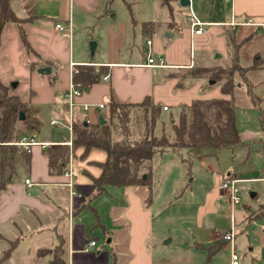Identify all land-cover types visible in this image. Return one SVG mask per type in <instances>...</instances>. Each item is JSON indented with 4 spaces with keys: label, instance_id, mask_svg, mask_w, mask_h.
I'll return each instance as SVG.
<instances>
[{
    "label": "crops",
    "instance_id": "obj_1",
    "mask_svg": "<svg viewBox=\"0 0 264 264\" xmlns=\"http://www.w3.org/2000/svg\"><path fill=\"white\" fill-rule=\"evenodd\" d=\"M174 1L154 0L156 7L138 19L132 9L118 18L116 0H11L13 12L23 23H8L3 29L0 82L10 89L11 95L28 104L34 129L27 131L20 124V138L12 144L17 162L13 176L0 193V264H156L153 204L145 208L143 192L132 186H109L105 194L93 199V179L101 176L99 164L106 161L107 154L92 150L84 157V148L73 149V130L69 128L64 95L75 84L73 78L78 69L92 67L100 80L87 88L79 86L81 95L75 99L74 124L96 125L101 119L109 124L112 98L120 104H139L150 98L163 109L155 129V135L161 137L167 132L164 114L171 108L177 110L175 116L169 117L172 128L182 107L197 100L230 99L220 84L208 78H191L188 71L230 67L234 58L231 35L239 45L242 66L249 67L255 60L260 64L247 76L264 110V33L254 27L230 25L245 19L263 21L264 0H192L193 12L205 24L201 35L192 32L191 11L181 5V0L182 13L175 16L171 7ZM58 24L63 29H58ZM22 31L31 52L25 47ZM142 38H146L149 51L140 56L136 43ZM147 41L152 42L151 46ZM90 42H94L93 50L88 47ZM250 47L255 50L249 52ZM149 57L162 59L165 67L147 66ZM45 68L50 72H40ZM106 76L108 79L104 80ZM247 87L245 84L248 97ZM251 105L254 107L252 101ZM86 106L91 107L88 112ZM240 136L243 143H253L255 148L257 142H264V132L253 134L260 136L255 142L252 137ZM32 137L39 144L30 148L31 165L26 169V149L20 143ZM53 146L68 147L70 151L61 174L50 171L47 151ZM240 149L244 158V148ZM169 151L173 150L160 154ZM1 157L2 149L0 160ZM242 166L251 168L244 162ZM69 169L75 173L72 187L66 176ZM238 173L247 172H235ZM244 177V181L255 180ZM223 196L218 185L206 192L198 212L200 231H205L204 218L217 212V203ZM96 228L102 230L103 239L111 240L109 249L91 238L94 233L100 236ZM194 238L197 249L208 253L209 262L228 245L216 231L210 241ZM92 242L96 243L94 247H90ZM260 253L264 258V243ZM250 259L255 264L254 256Z\"/></svg>",
    "mask_w": 264,
    "mask_h": 264
},
{
    "label": "trees",
    "instance_id": "obj_2",
    "mask_svg": "<svg viewBox=\"0 0 264 264\" xmlns=\"http://www.w3.org/2000/svg\"><path fill=\"white\" fill-rule=\"evenodd\" d=\"M15 23L19 26L23 21L12 10L11 0H0V45L1 35L6 24ZM23 42L29 52L31 47L25 32L22 31ZM233 44V63L227 68H194L188 71L191 78H208L214 84H220L223 94L230 99L197 100L190 106L182 107L179 119L172 123L174 141L163 132L161 137L155 135V129L163 112L162 107L155 105L148 98L139 104H120L114 98L110 101L111 119L109 124L96 125L74 124L73 149L84 148V157L92 150H102L107 154L104 163L99 164L102 173L93 182L96 192L93 199L98 198L112 187H135L143 192L145 208L153 204V188L156 170L153 159L166 150L190 149L191 151L224 149L234 150L244 148V163L252 154L261 152L253 143H243L236 119V91L239 86L247 84V94L253 106L260 110V119L264 127V110L260 106V98L248 84V74L260 68L258 60L244 67L240 63L239 45L229 35ZM241 82H237V78ZM74 83L80 87H89L100 80L94 74L92 67H82L74 74ZM10 89L0 82V193L6 188L14 173L16 159L14 143L20 138L19 125H24L27 131H32L34 125L30 121L31 110L20 97L11 95ZM138 109L143 110V119L134 122L133 114ZM23 117V118H22ZM172 120V119H171ZM136 126L139 132H136ZM49 165L52 174H61L69 161L68 147L53 146L48 149ZM26 169H30L31 157L29 151L23 153ZM264 216V205L255 214V218ZM12 250V249H11ZM60 251V249H58ZM56 253V259L58 256ZM61 252V251H60ZM10 251L5 254L7 257ZM56 262V260H55ZM60 262V260H59ZM58 263V262H57Z\"/></svg>",
    "mask_w": 264,
    "mask_h": 264
},
{
    "label": "rangeland",
    "instance_id": "obj_3",
    "mask_svg": "<svg viewBox=\"0 0 264 264\" xmlns=\"http://www.w3.org/2000/svg\"><path fill=\"white\" fill-rule=\"evenodd\" d=\"M155 4L154 0H116L114 9L118 18L123 12L132 9L138 15L137 18L142 19L156 7ZM165 7L166 11L171 12L168 6ZM171 7L175 16L180 17V0L172 2ZM93 43L88 44L91 50ZM136 44L140 56L141 53L146 54L149 51L146 38L140 39ZM254 50L253 47L249 48V52ZM222 61L224 63L225 58ZM237 82H241V79L237 78ZM245 93L244 85H240L236 91L237 128L244 137H252L251 141L259 140L260 136L253 137V134L264 132L260 113L252 107ZM176 113L177 110L171 108L170 112L164 114V121L167 122L166 135L171 141H174V134L169 117L172 114L175 116ZM142 115L143 110L136 109L133 114L134 122L142 121ZM65 130L68 133V130ZM136 132H139L137 126ZM256 146L264 153V142H257ZM244 161L239 147L235 151L224 149L221 152L182 149L179 152L169 151L155 156L153 165L157 169V180L152 212L156 264H227L231 245L221 249L213 261L209 262L208 253L197 249L194 237L197 240L203 238L210 241L215 231L222 233L225 229H230L233 223L236 226L238 252L242 260L245 258L244 264H252L251 256H254L255 264H263L264 258L260 249L264 243V216H249H254L264 205V154H252L245 162L251 167L249 169L242 166ZM238 170L247 172V179L255 180L244 181V174H235ZM229 176L231 180L236 181L240 203L231 210V202L224 195L217 203V212L204 218L205 231H200L198 212L206 192ZM252 194L257 196L253 197ZM96 229L100 231V236L94 233L91 238L99 241V246L106 244L105 247L108 248L111 240L103 239L102 230ZM121 234L123 235L124 231ZM253 248L254 252H250Z\"/></svg>",
    "mask_w": 264,
    "mask_h": 264
},
{
    "label": "built area",
    "instance_id": "obj_4",
    "mask_svg": "<svg viewBox=\"0 0 264 264\" xmlns=\"http://www.w3.org/2000/svg\"><path fill=\"white\" fill-rule=\"evenodd\" d=\"M161 1H169V0H161ZM189 1V6H187L191 11V17H190V26L192 29V32L195 35H201L204 32V26L205 24L202 23L199 18L195 15V13L192 10V0ZM228 2H231L232 0H227ZM232 27L237 26H247V27H254L259 29L264 33V20L256 23L252 19H245L243 21H234L230 24ZM58 29H63V26L58 24ZM148 45L151 46L152 42L147 41ZM147 66L149 67H155V68H162L165 67V63L162 59H156L154 57H149ZM108 77H104V80H107ZM81 95V90L79 89V86L76 84H73L71 90L67 92L64 95V98L67 100V112L70 116V122H69V128L72 131L74 126V110H75V99ZM101 109L105 108V105H100ZM91 109L90 106L85 107V111L88 112ZM167 110V108H165ZM58 122H53V124H56ZM39 143L32 137L23 140L20 145L24 147L26 150H30L31 147L38 145ZM66 176L70 179V187H72V179L75 176V173L72 169H69V171L66 173ZM30 183V180H27V184ZM218 189L221 193L226 195L231 202V210L234 209V207L240 203V199L238 197V187L236 186V181L231 180V177L229 176L226 179H223L218 184ZM221 236V239L225 241L227 244L231 245V255H230V264H242V259L239 255V252L237 250V233H236V226L233 223L231 225V228L228 230H225L223 233H219ZM96 245L95 242H92L90 244V247H94Z\"/></svg>",
    "mask_w": 264,
    "mask_h": 264
},
{
    "label": "water",
    "instance_id": "obj_5",
    "mask_svg": "<svg viewBox=\"0 0 264 264\" xmlns=\"http://www.w3.org/2000/svg\"><path fill=\"white\" fill-rule=\"evenodd\" d=\"M181 5L183 7H186V6H189V1L188 0H181ZM94 49V44H92V50ZM50 72V69L49 68H45V69H41L40 72ZM23 118V117H22ZM101 124H105V120L104 119H101ZM87 125V124H85ZM252 196H254V194H252Z\"/></svg>",
    "mask_w": 264,
    "mask_h": 264
}]
</instances>
